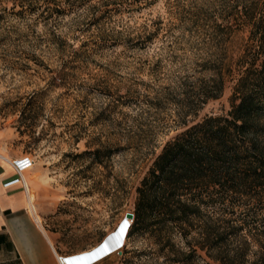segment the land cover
<instances>
[{
  "label": "rangeland",
  "instance_id": "rangeland-1",
  "mask_svg": "<svg viewBox=\"0 0 264 264\" xmlns=\"http://www.w3.org/2000/svg\"><path fill=\"white\" fill-rule=\"evenodd\" d=\"M178 1L198 23L189 31L171 10ZM240 1L250 0H157L98 27L89 13L54 17L43 14V3L0 0V154L32 159L44 184L41 197L31 193L39 215L41 204L43 223L69 251L110 238L96 249L105 251L119 236L108 264H173L176 253V264H219L201 252L186 261L190 249L178 236L176 249L164 252L148 233L127 240L132 223L125 215L133 213L136 188L155 154L180 132L176 103L194 79L213 75L200 66L243 52L248 30L225 47L215 34L217 25L233 23ZM155 23L159 36L144 49L91 42L100 32L137 34ZM83 42L91 44L81 48ZM233 90L228 84L200 117L226 114ZM124 225L125 239L123 231L116 234Z\"/></svg>",
  "mask_w": 264,
  "mask_h": 264
},
{
  "label": "trees",
  "instance_id": "trees-1",
  "mask_svg": "<svg viewBox=\"0 0 264 264\" xmlns=\"http://www.w3.org/2000/svg\"><path fill=\"white\" fill-rule=\"evenodd\" d=\"M156 1L12 0V5L43 3V14L54 17L85 12L100 27ZM181 4L170 7L189 31L198 23ZM233 16V23L217 25L215 34L220 31L224 47L237 32L248 30L249 40L238 57L203 63L202 71L213 75L194 79L189 94L176 103L180 132L155 154L136 188L135 219L127 233V240L135 233L150 234L163 252L176 249L178 236L190 249L184 254L190 263L201 252L219 264H264V0L237 2ZM155 25L137 34L100 32L91 42L100 49L121 44L144 49L159 36L160 24ZM228 84L234 86L230 110L200 117ZM178 256L170 261L180 262Z\"/></svg>",
  "mask_w": 264,
  "mask_h": 264
},
{
  "label": "crops",
  "instance_id": "crops-1",
  "mask_svg": "<svg viewBox=\"0 0 264 264\" xmlns=\"http://www.w3.org/2000/svg\"><path fill=\"white\" fill-rule=\"evenodd\" d=\"M25 159L32 160L19 156L8 159L0 154V264H59L60 256H65L69 264H108L118 253L121 237L111 244L118 243L112 253L108 252L110 248L98 252L106 240L96 246L69 251L48 223L39 225L31 216V196L32 201L35 200L31 193L36 190L41 197L44 184L35 178L33 165L19 169L13 163ZM38 205L41 213L37 214L44 218V209ZM95 253L104 255L96 256Z\"/></svg>",
  "mask_w": 264,
  "mask_h": 264
},
{
  "label": "bare ground",
  "instance_id": "bare-ground-1",
  "mask_svg": "<svg viewBox=\"0 0 264 264\" xmlns=\"http://www.w3.org/2000/svg\"><path fill=\"white\" fill-rule=\"evenodd\" d=\"M31 202H30V206H29V210H30V213L32 214L31 216H33L34 217V219L37 221V223L39 224V225H41V223L43 222L42 221V218L40 217V216H38V214H37V212H38V209H37V207H36V205H35V202L34 201H32V196H31V200H30ZM129 220V222L131 223V222H133V220H130V219H128ZM126 228V226L124 225L116 234H120V232H121V234H122V231L124 232V239H125V229ZM129 231V230H128ZM128 233V232H127ZM111 239L110 238H108L106 241H105V243L102 245V246H100V248L101 247H105L106 245H107V243L110 241ZM116 247H118V243H116V244H113L112 245V248L108 251V252H113V250H114V248H116ZM102 248V249H103ZM106 251V252H107ZM104 253V252H103ZM94 255H96V253L94 254ZM99 255H104V254H98L97 253V255L96 256H99Z\"/></svg>",
  "mask_w": 264,
  "mask_h": 264
},
{
  "label": "built area",
  "instance_id": "built-area-1",
  "mask_svg": "<svg viewBox=\"0 0 264 264\" xmlns=\"http://www.w3.org/2000/svg\"><path fill=\"white\" fill-rule=\"evenodd\" d=\"M13 163L19 169H23V168L28 167L29 165H33L34 162H31L30 160L25 159L23 161L15 160ZM131 223H133V222H131ZM58 262H59V264H69L68 260H67V258L65 256L58 257Z\"/></svg>",
  "mask_w": 264,
  "mask_h": 264
},
{
  "label": "water",
  "instance_id": "water-1",
  "mask_svg": "<svg viewBox=\"0 0 264 264\" xmlns=\"http://www.w3.org/2000/svg\"><path fill=\"white\" fill-rule=\"evenodd\" d=\"M125 218H126V220L127 219H130V220H134L135 219L134 214L133 213H129V212L125 215Z\"/></svg>",
  "mask_w": 264,
  "mask_h": 264
}]
</instances>
